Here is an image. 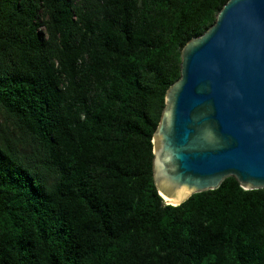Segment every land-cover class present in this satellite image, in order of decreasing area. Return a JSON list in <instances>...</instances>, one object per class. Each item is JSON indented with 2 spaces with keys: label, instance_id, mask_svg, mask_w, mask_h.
<instances>
[{
  "label": "trees",
  "instance_id": "1",
  "mask_svg": "<svg viewBox=\"0 0 264 264\" xmlns=\"http://www.w3.org/2000/svg\"><path fill=\"white\" fill-rule=\"evenodd\" d=\"M228 0H0V264H264V189L164 205L152 138Z\"/></svg>",
  "mask_w": 264,
  "mask_h": 264
},
{
  "label": "water",
  "instance_id": "2",
  "mask_svg": "<svg viewBox=\"0 0 264 264\" xmlns=\"http://www.w3.org/2000/svg\"><path fill=\"white\" fill-rule=\"evenodd\" d=\"M152 138V180L179 206L233 178L264 189V0H228L180 52Z\"/></svg>",
  "mask_w": 264,
  "mask_h": 264
},
{
  "label": "bare ground",
  "instance_id": "3",
  "mask_svg": "<svg viewBox=\"0 0 264 264\" xmlns=\"http://www.w3.org/2000/svg\"><path fill=\"white\" fill-rule=\"evenodd\" d=\"M163 200L165 202H168V203H171V204H177V202L175 200H172V199H168V198H163Z\"/></svg>",
  "mask_w": 264,
  "mask_h": 264
}]
</instances>
